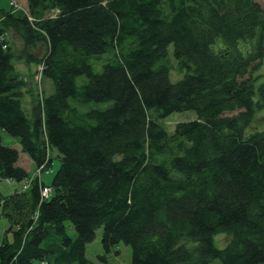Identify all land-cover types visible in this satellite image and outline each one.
Returning a JSON list of instances; mask_svg holds the SVG:
<instances>
[{
	"label": "trees",
	"instance_id": "1",
	"mask_svg": "<svg viewBox=\"0 0 264 264\" xmlns=\"http://www.w3.org/2000/svg\"><path fill=\"white\" fill-rule=\"evenodd\" d=\"M25 2L0 7V180L30 181L0 194L12 236L0 264H94L86 246L98 230L106 253L130 247L131 264H264V129L247 132L264 110L258 0ZM9 31L18 58L53 85L28 114ZM184 111L196 118L168 134L161 121ZM52 150L61 164L49 185L18 166L23 153L47 172Z\"/></svg>",
	"mask_w": 264,
	"mask_h": 264
},
{
	"label": "rangeland",
	"instance_id": "2",
	"mask_svg": "<svg viewBox=\"0 0 264 264\" xmlns=\"http://www.w3.org/2000/svg\"><path fill=\"white\" fill-rule=\"evenodd\" d=\"M17 5L19 6L20 2L18 0ZM258 3L264 10V1L258 0ZM21 5V4H20ZM0 7L3 9L9 8V0H2L0 2ZM20 7V6H19ZM6 39L9 42V45L12 47L14 59L12 61L15 74L19 77V79L23 82L21 87V94H22V107L23 110L28 114L29 108L33 101L36 99H40L42 94L45 96H49L53 93V85L50 81L44 80L41 77L40 84L37 83L35 80L36 75L39 73L38 66L35 64L26 63L24 59L18 58L20 56V52L23 49V44L20 38L14 34L13 32L9 31L6 34ZM44 50L43 46H37L35 48L30 49V52L33 53H42ZM173 48L170 45L167 49V55L170 58V62L172 65H175V62L172 58ZM102 65V63H101ZM101 65H95V71H101ZM253 79H255V87H258L260 84L264 82V58L262 59L261 65L259 66L258 70L254 72ZM183 75L177 74L174 70L171 71L170 80L172 83H176L181 80ZM83 78L78 79L77 84L82 83ZM41 91V94H40ZM43 92V93H42ZM105 105L102 104H92L85 108L88 110L90 108L94 109H102ZM238 112L225 114L226 117H231L237 115ZM196 118L194 112L192 111H184V112H175L167 116L161 121V125L164 127L168 134H172L174 131V127L177 123L187 122L194 120ZM264 129V110L257 111L253 119L247 129V132L252 131H261ZM1 143L4 147L8 148H16L18 142L16 139L10 137L6 133H1ZM50 156L52 158V165L50 170L42 171L36 170L34 166L29 162L27 156L21 153V158L19 159V165L24 168L30 175L29 179L39 178L42 181L49 185L54 174L57 172L58 168L60 167L61 161L58 153L54 150L51 151ZM30 181H24L21 183H9L4 180H0V194L1 195H10L14 190L25 191L29 187ZM67 234L74 238V230L69 223L65 224ZM8 228V222L4 217H0V244L3 242L5 235H7V240L11 241L12 236L11 234H6V230ZM214 245L217 248H223L229 241V238L225 234H218L213 238ZM105 258L106 261H102L100 258ZM86 258L94 264H131V250L130 247L124 245L123 243H119L116 247H114L109 253H106L101 246V230H98L95 234L94 240L87 244L86 246ZM33 264H39L38 262H34ZM212 264H220L219 261H215Z\"/></svg>",
	"mask_w": 264,
	"mask_h": 264
},
{
	"label": "built area",
	"instance_id": "3",
	"mask_svg": "<svg viewBox=\"0 0 264 264\" xmlns=\"http://www.w3.org/2000/svg\"><path fill=\"white\" fill-rule=\"evenodd\" d=\"M9 3H10L11 6H13L15 8H19V6L17 5L18 3H17L16 0H9ZM38 69H39V73H38V75H36L35 80L37 81L38 84H40L41 77H39V76H40V74L42 76V69H41V67H38ZM4 181L12 183V181H10V180H4ZM50 192H51V190L49 188H44V189H42V196L43 197H47L50 194Z\"/></svg>",
	"mask_w": 264,
	"mask_h": 264
},
{
	"label": "crops",
	"instance_id": "4",
	"mask_svg": "<svg viewBox=\"0 0 264 264\" xmlns=\"http://www.w3.org/2000/svg\"><path fill=\"white\" fill-rule=\"evenodd\" d=\"M19 2H20V4L21 5H24V4H26V0H18ZM16 150H18L19 152H20V147L19 146H17L16 148H15ZM21 158V153H20V155H19V159ZM27 158V157H26ZM29 160V159H28ZM29 162L32 164V162L29 160ZM33 165V164H32ZM18 166H20L19 165V163H18ZM21 167V166H20ZM22 168V167H21ZM24 169V168H23ZM25 170V169H24ZM26 171V170H25Z\"/></svg>",
	"mask_w": 264,
	"mask_h": 264
}]
</instances>
